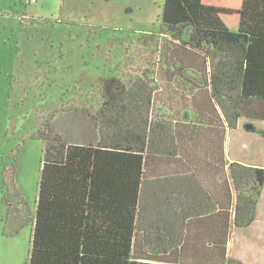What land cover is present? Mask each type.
Instances as JSON below:
<instances>
[{
    "label": "trees",
    "instance_id": "obj_1",
    "mask_svg": "<svg viewBox=\"0 0 264 264\" xmlns=\"http://www.w3.org/2000/svg\"><path fill=\"white\" fill-rule=\"evenodd\" d=\"M160 31L165 38L152 53L158 56L155 79L151 78L154 69L143 70L139 76L115 74L109 81L115 86L103 91L96 110L61 105L28 136L43 143L33 217L28 216V206L14 182L16 162L3 173L2 203L10 206L8 214L17 207L26 214L20 219L15 211L11 231L4 235L12 238L32 225L28 264H169L165 247H171L165 242L172 244L176 233L159 211L160 226L155 221L148 226L146 190L153 184L148 179L162 177L152 173L151 162L199 160L186 150L189 136L178 130L196 111L219 110L229 130L236 129L242 116L262 118L264 0H164ZM194 64L201 83L182 75ZM162 76L167 84L159 86L157 77ZM179 89L182 109L174 113L172 118L178 120L173 123L163 108ZM194 93L203 97L199 107ZM154 106L162 115L153 118ZM69 112L85 114L96 137L65 139L54 121ZM170 172L165 177L199 178L198 172L189 170L175 173L171 168ZM229 174L237 194L233 223L247 228L255 220L264 170L231 164ZM147 231L162 243L161 251L140 255L137 236Z\"/></svg>",
    "mask_w": 264,
    "mask_h": 264
},
{
    "label": "rangeland",
    "instance_id": "obj_2",
    "mask_svg": "<svg viewBox=\"0 0 264 264\" xmlns=\"http://www.w3.org/2000/svg\"><path fill=\"white\" fill-rule=\"evenodd\" d=\"M163 3L0 0V264H28L32 238V225L12 238L4 235L11 231L15 211L20 219L26 214L18 207L8 214L10 206L2 203L3 173L16 162L14 182L33 217L43 143L28 136L61 105L96 110L103 91L115 86L109 82L115 74L139 76L154 69L155 79L158 56L152 53L165 38L160 31ZM157 81L166 83L161 77ZM153 110V118L162 115L158 107ZM54 126L69 141L97 135L85 114H60Z\"/></svg>",
    "mask_w": 264,
    "mask_h": 264
},
{
    "label": "crops",
    "instance_id": "obj_3",
    "mask_svg": "<svg viewBox=\"0 0 264 264\" xmlns=\"http://www.w3.org/2000/svg\"><path fill=\"white\" fill-rule=\"evenodd\" d=\"M192 58L193 55H189L188 61ZM196 68L195 64L187 67L182 75L197 83L189 75L196 76L201 83ZM171 85L176 84L172 81ZM180 96L179 89L176 98L164 104L163 112L173 123L178 120L172 118L174 113L182 109ZM194 102L199 107L203 97L194 93ZM262 112V118L257 119L242 116L236 129L229 130L219 110L200 114L196 111L178 130L189 136L186 150L197 154L199 160L151 162L152 173L162 177L148 179L153 183L146 190L148 226L154 221L160 226L158 218L162 215L172 227L171 231L176 233L172 244L165 242L171 247H165L166 263L264 264V184L254 222L247 228H236L233 221L237 194L229 174L231 164L264 170V106ZM171 168L177 171L175 173H183L181 170L198 172L199 178L165 177L171 173ZM150 233L152 231L141 232L137 236L135 245L140 255L151 250L161 251L162 243Z\"/></svg>",
    "mask_w": 264,
    "mask_h": 264
}]
</instances>
